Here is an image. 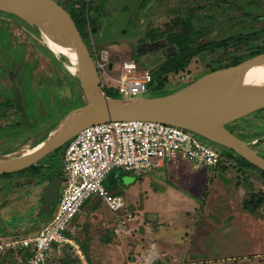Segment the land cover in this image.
I'll list each match as a JSON object with an SVG mask.
<instances>
[{
    "label": "rangeland",
    "instance_id": "rangeland-1",
    "mask_svg": "<svg viewBox=\"0 0 264 264\" xmlns=\"http://www.w3.org/2000/svg\"><path fill=\"white\" fill-rule=\"evenodd\" d=\"M58 1L80 22L85 41L102 64V84L115 95V85L132 63L151 72L154 81L145 95L157 96L264 52V0ZM186 27L192 32L191 45L232 36L247 39L200 54L184 70L158 80L164 64L180 51L175 35ZM71 60L49 47L42 28L0 11L1 157L24 153L46 140L87 101ZM15 86L21 89L27 119L16 109ZM226 127L264 156V109ZM64 150L46 156L40 174L0 176V210L7 209V224L16 233H3L7 240L2 241L33 235L50 218L53 206L45 212L42 196L51 176L62 170ZM126 179L132 182L129 191L147 190V207L159 210L163 222L129 230V210L116 215L102 203L94 214L85 211L86 222L77 224L72 235L88 264H264V206L255 211L244 206L246 199H264V173L242 165L233 150L225 147L217 167L197 168L183 160L140 177L129 172ZM123 196L133 199L128 191ZM122 227L127 232L117 235ZM67 248L66 254L51 252L45 264H84ZM24 256V250L11 249L0 253V264H26Z\"/></svg>",
    "mask_w": 264,
    "mask_h": 264
},
{
    "label": "water",
    "instance_id": "water-1",
    "mask_svg": "<svg viewBox=\"0 0 264 264\" xmlns=\"http://www.w3.org/2000/svg\"><path fill=\"white\" fill-rule=\"evenodd\" d=\"M0 11L16 15L43 29L52 25L66 35L76 50V71L87 101L66 125H58L46 140L16 156L0 162V176L17 174L39 163L65 146L82 129L107 120H153L180 126L209 141L229 148L264 170V156L235 136L226 126L264 109V93L244 85L246 72L256 64L264 65V52L238 64L209 72L182 88L157 96L113 97L102 86L94 55L73 15L58 0H0ZM17 108L25 116L19 88H14ZM30 149V150H32ZM1 158V156H0ZM61 172L55 173L42 200L49 210L60 195ZM155 215L148 214L153 220Z\"/></svg>",
    "mask_w": 264,
    "mask_h": 264
},
{
    "label": "built area",
    "instance_id": "built-area-1",
    "mask_svg": "<svg viewBox=\"0 0 264 264\" xmlns=\"http://www.w3.org/2000/svg\"><path fill=\"white\" fill-rule=\"evenodd\" d=\"M95 61L100 71L102 64ZM152 79L150 71L132 63L115 86L120 97L146 96ZM213 143L189 129L153 120L112 119L85 127L65 146L60 195L50 218L33 235L1 241L0 252L27 250L26 264H45L51 252L62 253L70 246L88 264L81 247L69 235L71 223L94 195L114 212L126 208L124 196L111 193L105 186L112 169L144 175L167 162L183 160L197 168L216 167L225 148ZM128 216L132 218V213Z\"/></svg>",
    "mask_w": 264,
    "mask_h": 264
},
{
    "label": "crops",
    "instance_id": "crops-1",
    "mask_svg": "<svg viewBox=\"0 0 264 264\" xmlns=\"http://www.w3.org/2000/svg\"><path fill=\"white\" fill-rule=\"evenodd\" d=\"M40 142L36 143L35 145L39 144ZM167 163H171V162H167ZM25 172H29V171H25ZM129 172L130 171H127V170H125L123 168L117 167V168L112 169V171L108 174V176H107V178L105 180V186L111 193L118 194V195H123L126 191H128L130 193V195L132 196V198H133L132 200H128V201L125 200L127 207L125 209L119 211L121 213V212L129 210V211H131L132 214H134V217L132 215V218H131V220H132V222L130 223L131 224V229H129V230H136L141 224H145V223H151V224L152 223H158V224L161 223L162 224V222H163L162 213L159 210L149 209L147 207V197H148L147 196V190L140 188L138 190L139 192H137V193L128 190V189H130V186H132V182H130V180L126 179L127 178V173H129ZM132 173H134V172H132ZM134 174L137 177L138 176L139 177L143 176V175H138L136 173H134ZM94 197H91L90 199H88L84 203L82 209L79 211V213L76 215V217L74 218V220L71 223L69 235L74 238L75 242L79 246H81L79 241L72 235L73 231L76 230V228H77V224H81L84 221V219L87 218V215H86L87 213L94 214L96 212V210L97 211L99 210L100 205L102 203H105V201L100 196H98V195L96 196L95 195ZM134 197H136L135 198L136 200L134 199ZM18 202H20V201H18ZM22 205L25 206V204L22 203V202H20V204H18V206H20V207ZM105 205L107 206L106 203H105ZM10 206H13V205H10ZM107 208L109 209L108 206H107ZM6 210L7 209H5V208H2L0 210L1 211L0 212V240L1 241L2 240H7V238L2 236V234L5 233V232L9 231L8 232L9 236L16 234V233L12 232V230H10V227L7 224L8 223L7 221L10 218L6 217ZM44 211L48 213V211L51 212V209L50 210L47 209V210H44ZM85 211H86V214H84ZM110 211L113 214L114 213L116 215L119 214V212H114L112 210H110ZM80 212H82V214H80ZM150 213H153L155 215L153 220L147 219V216ZM51 214H52V212H51ZM51 214H50V216H51ZM84 222H86V221H84ZM24 224H28V222H25ZM121 225L123 226V222L120 223V227H121ZM74 226H76V227L74 228ZM116 230H117L116 232H118L117 235L127 232V231H124L123 227L122 228H118ZM121 230H123V232ZM148 233H150V232H148ZM103 236H105V235L102 234V237ZM105 237H107V236H105ZM113 238L115 239V237H113ZM113 238H109L108 239V243H109V241L111 242ZM81 249L83 250L82 247H81ZM6 251H8V250H6ZM3 252H5V251H3ZM0 253H2V252H0ZM8 263L11 264L10 262H8Z\"/></svg>",
    "mask_w": 264,
    "mask_h": 264
},
{
    "label": "trees",
    "instance_id": "trees-1",
    "mask_svg": "<svg viewBox=\"0 0 264 264\" xmlns=\"http://www.w3.org/2000/svg\"><path fill=\"white\" fill-rule=\"evenodd\" d=\"M73 17H74V19H75V21H76V23H77V25H78V27H79V29L81 31L80 22L77 20L75 15H73ZM184 30H185L184 33L176 34L175 35L176 36L175 39H173V42L176 43L179 46L180 51L170 61H168V63L164 64V66L161 69V75L158 77V80H160L162 74H168V73H171V72L178 73L181 70H184L189 65L191 60L194 57H196V56H198L200 54L215 53L216 51H218L221 48H225V47L230 46L232 43L241 42V41H244L245 39H247V37H245V36H232V37H229V38H226V39H222V40H219V41H206L204 43H198L196 45H191L190 41H191V38H192V32L190 31V28H187V27ZM238 63H240V62H238V61L234 62V64H238ZM164 80H166V77H165V79H163V80H161L159 82V85H158L159 87H162L164 85ZM152 81H154V78H153ZM106 92L110 96L120 97L119 93H118V95H115V94H113V91H111V90H106ZM213 144L221 146V147H224V146L219 145V144H217L215 142ZM64 147H61V148L57 149L55 152H60L61 149H63ZM235 155H237L239 157V161L242 163V165L247 166V167L256 168L259 171H261L262 173H264V170L260 169L256 165L252 164L251 162H249L248 160H246L242 156L238 155L236 152H235ZM43 161L44 160H41L39 163H37L35 165H32L30 168L24 170V172L25 171H30L33 174L41 173L42 170H41L40 166H42L44 164ZM21 172H23V171H21ZM60 172L62 173V170ZM244 206L249 211H255L256 209L264 206V199H254V198L251 199V200L246 199L244 201ZM67 247H69L71 249L70 246H66L64 248V250H63V252H65V254L68 252L67 251L68 250ZM18 250H21V249H18ZM24 251H25V256L24 257H26V259H27L28 256H29V251H27V250H24ZM6 252H8V251H5L3 253H6ZM54 252H56V254L58 253L56 250H54Z\"/></svg>",
    "mask_w": 264,
    "mask_h": 264
},
{
    "label": "bare ground",
    "instance_id": "bare-ground-1",
    "mask_svg": "<svg viewBox=\"0 0 264 264\" xmlns=\"http://www.w3.org/2000/svg\"><path fill=\"white\" fill-rule=\"evenodd\" d=\"M44 27L48 30V32H46V38L49 47L56 53L68 55L74 62H76V50L67 46L71 45V43L69 42L66 35L63 34L61 31L56 30L52 25H45ZM244 85L248 89L257 90L264 93V65L256 64L250 67L246 72ZM75 115L76 112H70L60 121L58 125L64 126L68 124L75 117ZM29 151H33V149ZM5 159L6 157H1L0 162L4 161Z\"/></svg>",
    "mask_w": 264,
    "mask_h": 264
},
{
    "label": "flooded vegetation",
    "instance_id": "flooded-vegetation-1",
    "mask_svg": "<svg viewBox=\"0 0 264 264\" xmlns=\"http://www.w3.org/2000/svg\"><path fill=\"white\" fill-rule=\"evenodd\" d=\"M11 74L14 75L13 72H11ZM15 87H18V88H19V93H20V96H21V101H22V103H23L21 89H20L19 86H15ZM15 87H13V93H14V88H15ZM14 102H15V105H16V109L20 112L21 116H22L24 119L29 118V116L27 115V112H26V114H25V116H24V115L22 114V112L17 108V103H16L15 95H14ZM23 106H24V105H23ZM25 111H26V110H25ZM26 121H27V120H26Z\"/></svg>",
    "mask_w": 264,
    "mask_h": 264
}]
</instances>
